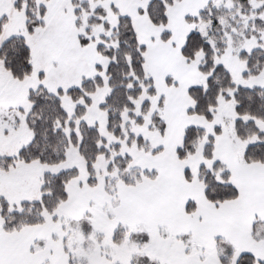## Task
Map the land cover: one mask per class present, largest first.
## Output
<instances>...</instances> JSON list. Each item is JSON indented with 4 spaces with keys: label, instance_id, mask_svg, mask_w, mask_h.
<instances>
[{
    "label": "snow or ice",
    "instance_id": "snow-or-ice-1",
    "mask_svg": "<svg viewBox=\"0 0 264 264\" xmlns=\"http://www.w3.org/2000/svg\"><path fill=\"white\" fill-rule=\"evenodd\" d=\"M0 264H264V0H0Z\"/></svg>",
    "mask_w": 264,
    "mask_h": 264
}]
</instances>
